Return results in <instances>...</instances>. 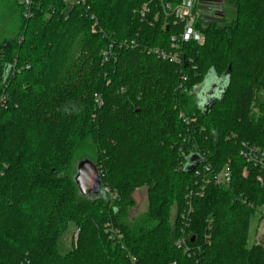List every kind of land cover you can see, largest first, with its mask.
<instances>
[{"label": "trees", "instance_id": "obj_1", "mask_svg": "<svg viewBox=\"0 0 264 264\" xmlns=\"http://www.w3.org/2000/svg\"><path fill=\"white\" fill-rule=\"evenodd\" d=\"M145 1L86 0L87 12L36 0L31 17L19 3L18 32L0 45L1 77L13 66L1 86L0 264H264V243L248 244L251 218L264 209L262 171L240 154L242 142L264 149V0H222L229 20L200 25L205 42L182 45L181 67L149 53L170 48L179 27L141 22ZM89 13L102 32H92ZM111 44L115 56L105 63ZM211 72L228 74L229 84L205 113L193 94ZM193 153L215 171L229 164L232 181L193 194L188 255L177 240L197 188L194 170H185ZM84 160L97 166L105 195L80 193ZM143 188L147 210L128 222ZM108 222L122 239L109 237ZM70 224L77 239L62 254Z\"/></svg>", "mask_w": 264, "mask_h": 264}, {"label": "built area", "instance_id": "obj_2", "mask_svg": "<svg viewBox=\"0 0 264 264\" xmlns=\"http://www.w3.org/2000/svg\"><path fill=\"white\" fill-rule=\"evenodd\" d=\"M35 1L36 0H22L25 17H31L33 15L32 5ZM61 1L66 5L67 8L83 6L86 8L87 12H90V6H87L86 0ZM155 1L156 0H146L136 10V14L140 21L143 23H148L152 26L157 24L163 18L164 28L166 26L169 28V23L172 21L175 27H179V30L171 36L170 48L163 49L155 47L149 48L148 51L149 53L155 54L159 59L168 61L181 67L186 63L182 52V45L188 42L204 44L205 36L199 29L200 25L207 26L212 21L223 20L222 18H219L223 16L222 11L216 9V2L219 0H180L176 4L160 2V7L158 6L159 4H157L156 7H153ZM89 14H91L90 17L93 20V24L91 26L92 32H102V29L98 27V21L96 20L95 15L92 13ZM136 44V41L132 40L129 42L125 41L121 45L134 47ZM114 56L115 54L113 51V44H111L108 49L103 51V61L105 63L109 62ZM11 68H13V66H11ZM26 68H29V66ZM10 70L7 72V74L2 75V77L0 74V108L8 107V97L7 94L2 90L1 86L6 83V79L10 73ZM183 78L186 80V77ZM97 102L99 106L103 104V101L100 98L97 99ZM182 117L184 121L190 123V120L187 119L185 114H182ZM241 145V156L249 165L261 169L262 172L259 174L258 180L264 184V149L246 142H242ZM5 167L6 166L0 161V179L5 174ZM194 172L197 188L190 190L186 196V206L183 213L181 214V218L183 220V235L179 238V240H177V247L182 249L188 255L194 252L192 247H190L188 244L186 237V228L190 226V215L193 210L191 200L193 194L196 193L203 196L208 186L213 185L229 187L232 181V170L229 164H226L221 170L215 171L210 164L203 161V163L197 165V167L194 169ZM244 175H249L248 167L245 168ZM106 191L109 192V189L106 188ZM242 202L246 203L245 200ZM257 213H259L261 220L260 225L258 226V237L256 243L259 241L264 243V209ZM105 232L113 240H120L123 237L121 230L114 226L112 222L107 223ZM172 264H176V262H173Z\"/></svg>", "mask_w": 264, "mask_h": 264}, {"label": "rangeland", "instance_id": "obj_3", "mask_svg": "<svg viewBox=\"0 0 264 264\" xmlns=\"http://www.w3.org/2000/svg\"><path fill=\"white\" fill-rule=\"evenodd\" d=\"M22 0H0V45L5 40H11L13 39L17 32L18 28L21 23V8L19 3H21ZM216 9L222 11L223 16L219 17L222 19L229 20V15L227 11V6L222 0H219L216 2ZM222 24L225 23L220 21ZM223 82V85L226 84L227 80L224 81L223 78L218 77L215 73L211 72L207 75L203 85L208 88L209 90H212V87L215 83H218L219 85ZM221 86V85H220ZM200 87L198 86L194 91V100L197 101V103L201 104V96L198 93L200 91ZM222 91L220 89H217L215 91V94L220 96ZM259 97V103L264 104V93H262ZM259 109V108H258ZM264 112V108H263ZM78 165V164H77ZM135 198V205L128 210V215L125 218L126 221L131 222L134 219L139 218L144 212H146L148 207V194L146 188H143L139 191H137L134 195ZM260 215L259 213H256L252 216L250 221V228H249V236H248V244L249 247H252L256 244L257 237H258V226L260 225ZM78 235V229L74 224H70L66 231L61 235L58 242V249L60 253L66 254L69 251L72 250L74 246V242L77 239Z\"/></svg>", "mask_w": 264, "mask_h": 264}, {"label": "water", "instance_id": "obj_4", "mask_svg": "<svg viewBox=\"0 0 264 264\" xmlns=\"http://www.w3.org/2000/svg\"><path fill=\"white\" fill-rule=\"evenodd\" d=\"M186 64L187 63H185V65ZM220 78H223L224 81L227 80L226 84L223 85L222 82L220 86L218 83H215L212 90H209L204 85L200 87V91L198 93L201 96V104L199 103L198 106L203 109L205 113H209L215 101L222 98L229 84L228 74ZM217 89L222 91L220 96L215 94ZM203 161V158H201L199 154L193 153L188 157V164L186 165L185 170L191 172ZM75 182L83 196L94 199L105 195L106 190L102 185L100 172L97 166L89 160L79 162L77 166V174L75 175ZM192 240H194V238Z\"/></svg>", "mask_w": 264, "mask_h": 264}, {"label": "crops", "instance_id": "obj_5", "mask_svg": "<svg viewBox=\"0 0 264 264\" xmlns=\"http://www.w3.org/2000/svg\"><path fill=\"white\" fill-rule=\"evenodd\" d=\"M226 5V4H225Z\"/></svg>", "mask_w": 264, "mask_h": 264}]
</instances>
